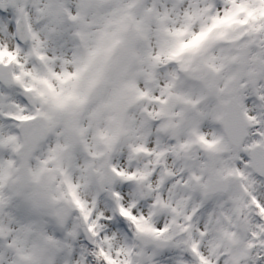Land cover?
I'll return each instance as SVG.
<instances>
[{"label":"snow or ice","instance_id":"6c2138e0","mask_svg":"<svg viewBox=\"0 0 264 264\" xmlns=\"http://www.w3.org/2000/svg\"><path fill=\"white\" fill-rule=\"evenodd\" d=\"M0 264H264V0H0Z\"/></svg>","mask_w":264,"mask_h":264}]
</instances>
